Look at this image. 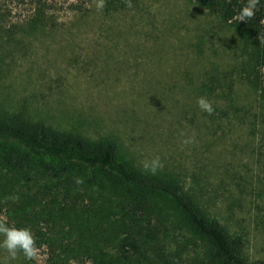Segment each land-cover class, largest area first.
Wrapping results in <instances>:
<instances>
[{
	"label": "rangeland",
	"instance_id": "374dc122",
	"mask_svg": "<svg viewBox=\"0 0 264 264\" xmlns=\"http://www.w3.org/2000/svg\"><path fill=\"white\" fill-rule=\"evenodd\" d=\"M96 3L0 0V121L116 143L122 160L174 180L241 240L247 264H264V43L204 0ZM155 156L153 173L143 161ZM92 176L55 177L0 142V222L29 227L36 244L11 264H210L164 195L140 212L133 187ZM147 234L143 256L121 251Z\"/></svg>",
	"mask_w": 264,
	"mask_h": 264
},
{
	"label": "trees",
	"instance_id": "16d2710c",
	"mask_svg": "<svg viewBox=\"0 0 264 264\" xmlns=\"http://www.w3.org/2000/svg\"><path fill=\"white\" fill-rule=\"evenodd\" d=\"M209 9L224 22L238 23L251 37L264 43V0L258 3L254 15L239 19L240 10L246 0H204ZM264 59V58H263ZM260 97L264 101V89ZM0 142L12 144L28 153L33 159L42 161L44 170L55 177L68 174L73 169H82L95 174V182L101 179L119 187H133L137 211L147 209L146 202L152 195H164L180 211L195 238L210 248V264H247L242 254V241L232 239L221 224L207 217L190 194L174 180L138 170L122 160L116 143L104 141L92 144L81 136L56 131L44 124L29 123L23 117L10 122L0 121ZM100 174V180H97ZM149 234V233H148ZM132 239L121 246L124 254L143 256L147 251V240ZM98 264V263H97ZM99 264H106L101 261Z\"/></svg>",
	"mask_w": 264,
	"mask_h": 264
},
{
	"label": "clouds",
	"instance_id": "9594fccd",
	"mask_svg": "<svg viewBox=\"0 0 264 264\" xmlns=\"http://www.w3.org/2000/svg\"><path fill=\"white\" fill-rule=\"evenodd\" d=\"M260 2L261 0H246V6H244L239 12V19L245 21L246 18L252 17L258 3ZM103 6L104 0H97V10H101ZM129 6L131 5L129 4ZM197 106L200 110L209 114L213 112L212 102L206 97H198ZM184 142L190 143L191 139ZM160 166L161 163L159 156L153 157L150 161L147 159L143 161V167L153 173ZM0 237H2L0 238V249L7 252V256L3 260H0V264H11V261H14L17 258L18 253H22L26 259H31L35 255V237L29 227H18L0 222Z\"/></svg>",
	"mask_w": 264,
	"mask_h": 264
}]
</instances>
